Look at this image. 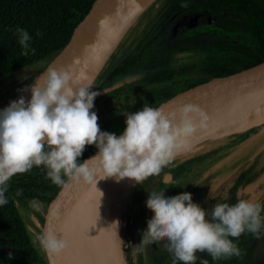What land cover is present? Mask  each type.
Instances as JSON below:
<instances>
[{
  "label": "clouds",
  "instance_id": "1",
  "mask_svg": "<svg viewBox=\"0 0 264 264\" xmlns=\"http://www.w3.org/2000/svg\"><path fill=\"white\" fill-rule=\"evenodd\" d=\"M105 23L101 21V28ZM15 34L26 57L32 37L19 26ZM79 65L76 60L68 68L49 66L35 79L29 101L21 96L0 110V205L8 202V181L34 166L46 168L47 178L56 185L65 184L62 177L96 187L99 180L107 178L140 183L158 175L199 129L208 126L210 117L199 107L186 105L178 113H166L145 104L138 112L126 113L127 127L122 135L101 131L98 115L92 111L100 93L91 91L90 81L82 83L88 78L82 69L77 71ZM88 145H95L98 152L79 163ZM210 198L215 199L212 189ZM146 205L154 216L134 250H140L139 245L167 241L173 264H196L197 253L202 252L214 261L239 257L241 250L230 238L238 239L246 232L260 238L264 229V204L245 199L234 204L215 203L208 212L193 202L192 193L165 197L164 191H152ZM112 225L118 228L119 221ZM37 241L50 254H59L70 245L53 231L38 235L33 243Z\"/></svg>",
  "mask_w": 264,
  "mask_h": 264
},
{
  "label": "flooded vegetation",
  "instance_id": "2",
  "mask_svg": "<svg viewBox=\"0 0 264 264\" xmlns=\"http://www.w3.org/2000/svg\"><path fill=\"white\" fill-rule=\"evenodd\" d=\"M239 9V6L228 4L214 6L208 0H153L126 32L96 77L93 86L96 82L99 83L97 92L100 95L94 102V108L98 105L101 107L96 112L106 115L117 112L116 117L126 118V113H135L145 104L149 105L199 78L211 75L218 68L232 66L239 48L230 39L235 31L221 26V19L236 17ZM111 77L112 82L109 83ZM113 110L115 111L112 112ZM255 144L256 146H249L252 152L256 149V160H246V154L223 179L212 178L210 173L219 171L226 156L208 161L203 156L195 159V163L188 165L176 176L172 173L171 179L164 182L172 187L173 183L185 177L188 172H199L221 186L220 192L229 194L230 183L224 182L242 171L243 175L238 178L256 176L258 179L257 184L248 186L253 188L252 194H264V141H257L253 145ZM199 163L204 164L203 167L198 168ZM204 168H207L205 172L202 171ZM8 191L12 193L10 195L15 204L0 205V250H12V242L19 238L20 227L17 226L13 208L20 214L32 240L36 239L31 224L24 219L23 213L27 212L22 210L20 203L24 200L31 203L40 197L24 194L18 197V190ZM38 200L35 207L30 208L35 213ZM153 216L154 213L150 210L146 223ZM34 245L37 248V242Z\"/></svg>",
  "mask_w": 264,
  "mask_h": 264
},
{
  "label": "water",
  "instance_id": "3",
  "mask_svg": "<svg viewBox=\"0 0 264 264\" xmlns=\"http://www.w3.org/2000/svg\"><path fill=\"white\" fill-rule=\"evenodd\" d=\"M152 1L94 0L87 13L70 34L66 44L28 83L25 88L27 90L24 89L13 101L19 100L21 96L29 101L31 86L49 66L57 69L68 68L76 60L80 61L77 71L82 69L88 78L82 83L87 84L90 81L93 85L99 72L126 32ZM101 21H106L103 28H101ZM186 105L199 107L210 117L208 126L199 129L189 139L188 144L203 139V137H210L206 140L214 142L219 136L211 137L214 134L221 135L235 128L242 131L262 124L248 139L257 137L264 131V57L199 78L149 104L151 107L163 108L166 113H178V110ZM126 127V120H124L111 133L120 136ZM232 139L219 141L213 146L207 147V152ZM97 152L98 148L95 145L88 148L83 152L78 162L82 163L84 160L90 159ZM192 156L197 155H183L171 162L170 167L173 169ZM172 176V172L166 171L163 174V181H169ZM62 178L65 180L64 185H56L51 182L40 196L33 218L32 231L35 238L47 231H53L59 238L69 240L70 245L59 254H50L45 252L37 241L36 246L41 264H83L73 249L77 236L73 232L72 226L80 218L79 207L85 202H92L100 198L110 200L117 187L130 188L135 183L133 179L125 178L124 183L119 186L116 185L115 178H107L99 180L96 187L93 183L85 184L68 177ZM107 211L112 217L109 206Z\"/></svg>",
  "mask_w": 264,
  "mask_h": 264
},
{
  "label": "trees",
  "instance_id": "4",
  "mask_svg": "<svg viewBox=\"0 0 264 264\" xmlns=\"http://www.w3.org/2000/svg\"><path fill=\"white\" fill-rule=\"evenodd\" d=\"M93 2L94 0H0V92L15 86L28 76L25 68L27 66L32 67L34 74L30 76L35 77L66 44L70 34ZM208 3L214 6L236 5L240 8L236 17L221 19V26L235 31L230 39L233 44L238 45V56L232 66L218 68L216 72L264 57V0H208ZM215 9L220 11L218 8ZM17 26L28 31L32 37L26 57L22 55L24 49L19 45L18 36L15 34ZM231 49L233 50L232 47ZM111 79L112 77L109 83L112 82ZM98 88L99 83L96 82L91 91L97 92ZM96 114L101 131L110 133L126 120L99 111ZM92 146L94 145L86 146L85 150ZM247 147L249 148L246 151V160L255 161L256 149L252 152L250 146ZM206 169L202 171L205 172ZM241 172L235 173L224 182L230 183L229 194L220 192L221 186H217L214 180L200 175L199 172H188L185 177L177 180L172 184L169 194L176 196L184 192L192 193L193 202L208 212L218 202L234 204L240 199H245L264 204V194H252L253 188H248L258 183L256 176L238 178L239 175H243ZM46 173L47 169L43 166H34L27 173L13 176L8 181V189L18 190V197L22 194L40 197L52 182ZM211 189L215 199L210 198ZM10 194L12 193L6 192L7 203L13 206L15 202ZM13 209L17 226L20 227L19 238L12 242L14 246L12 250H0V264H41L31 235L27 232L16 208ZM207 218L210 219V216ZM230 239H233L240 248L239 257L214 261L207 252H202L197 253L196 264H202L205 260L208 264H264V229L261 230L260 238L246 232L238 239ZM152 260L154 264H173V256L165 246L162 248L153 246ZM176 264L182 262L177 261Z\"/></svg>",
  "mask_w": 264,
  "mask_h": 264
},
{
  "label": "rangeland",
  "instance_id": "5",
  "mask_svg": "<svg viewBox=\"0 0 264 264\" xmlns=\"http://www.w3.org/2000/svg\"><path fill=\"white\" fill-rule=\"evenodd\" d=\"M25 68L27 70L26 75L28 76L24 77L15 86L0 92V110H3L6 107H8L10 105V102H12L22 92V90H24L27 87L28 83L34 78L30 76L34 74L32 67L27 66ZM100 108L101 107L98 105L94 109H92V111L95 112L97 110H100ZM114 111L115 110H113L112 112ZM116 113L117 112L113 113L115 117L118 116ZM261 125H255L253 127H250L249 130L247 128L242 130L241 132L239 129L237 130V128H235L234 130L223 133L221 135L214 134V136L211 137H215L216 135H219L218 137H216L214 142L206 140V139H210V137L209 138L203 137V139L201 138L195 140L191 144H187L185 148L179 150L176 153L174 159L176 160L177 158L187 154L197 155V156L195 157L192 156L188 158L179 166L176 165V167L173 169L170 167V165H168L162 168L161 172L158 175L146 177L140 183L134 180L135 183L130 188L121 186L115 189L114 195H112L109 200L110 201L109 208L112 213L113 222L119 221L118 228L116 225H114V227L117 235L118 245L122 252V258L124 264H154V261L152 260L153 246L162 248L167 244V241L161 240L146 246L139 245L138 248L140 250H134V246L138 245L142 241V233L145 230H147L146 219L148 216V212H150V209L147 207L146 201L149 198V192L164 191L165 197H174L169 194L171 190V185L163 181V174L166 171H170L174 174V176H176L178 173L183 172L184 169L188 167V165L195 163L198 158H201L203 156L207 158V161L217 157L226 156L222 160L223 163L219 167V171L215 170L214 172L210 173L212 178L223 179L229 173H231V171L239 164V161H241V159L246 155V146L248 145L256 146V144L255 145L253 144L256 143L257 141H261V142L264 141V133L259 134L257 137H250V139H248L249 136H253V133L256 132L255 130H257ZM229 138L230 139L233 138V139L230 142L218 145L217 147H215V149H212L207 152L206 148L209 145H210L209 147H211L216 142L224 141ZM197 149L198 150L200 149L201 152L200 151L198 152ZM173 160L171 162H173ZM202 165L204 164L199 163L198 168L201 167ZM146 184H150V185L145 186ZM37 200L38 199H35V201L31 203L27 200H24L23 202L20 203V205L22 206V210H24V212L25 211L27 212L24 213V218L26 219L27 223L31 224V225L29 224L31 228H33L34 226V219H31L29 214H31L34 217L35 212L32 211L30 208L33 209L35 207V203ZM120 240H122L123 243H121Z\"/></svg>",
  "mask_w": 264,
  "mask_h": 264
},
{
  "label": "bare ground",
  "instance_id": "6",
  "mask_svg": "<svg viewBox=\"0 0 264 264\" xmlns=\"http://www.w3.org/2000/svg\"><path fill=\"white\" fill-rule=\"evenodd\" d=\"M124 179L117 182L116 185L121 186L125 181ZM148 185L150 184L145 186ZM109 203V200L100 198L92 202H85L79 207L80 218L72 226V230L77 236L73 249L83 264H124L115 227L112 225L114 222L107 211ZM29 216L31 219L34 218L31 214Z\"/></svg>",
  "mask_w": 264,
  "mask_h": 264
}]
</instances>
